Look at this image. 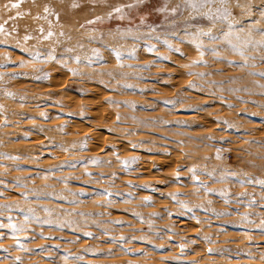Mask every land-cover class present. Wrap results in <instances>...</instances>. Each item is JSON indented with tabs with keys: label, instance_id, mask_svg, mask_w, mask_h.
I'll use <instances>...</instances> for the list:
<instances>
[{
	"label": "rangeland",
	"instance_id": "1",
	"mask_svg": "<svg viewBox=\"0 0 264 264\" xmlns=\"http://www.w3.org/2000/svg\"><path fill=\"white\" fill-rule=\"evenodd\" d=\"M181 3L0 0V264H264V0Z\"/></svg>",
	"mask_w": 264,
	"mask_h": 264
},
{
	"label": "snow or ice",
	"instance_id": "2",
	"mask_svg": "<svg viewBox=\"0 0 264 264\" xmlns=\"http://www.w3.org/2000/svg\"><path fill=\"white\" fill-rule=\"evenodd\" d=\"M144 0H136L137 4L143 3ZM219 4L221 5V7L217 8L215 13L212 12H207L204 13L203 15L211 22L215 23L216 20H220V21H228L229 16L231 15L227 5L230 3V0H182V3L180 5H177V7L175 9H172L173 12H176L178 10H184V9H188L191 8L192 10L199 12L200 9H203L205 7H207L208 5H215V4ZM13 7H18L17 4H13ZM76 6V5H74ZM134 5H126L125 7H133ZM47 11V9H45ZM115 11L117 13H120L123 11V7H117L115 8ZM159 11L164 12L167 11L166 7H161L159 9ZM262 15H264V12H262ZM91 23V21H90ZM233 28V25L231 23H229V31L223 33L224 37L227 39L228 37H231L233 35V32L231 31V29ZM2 30V29H0ZM204 35H209L211 36V38L213 40L218 39L217 36H213L211 33H203ZM260 34L262 36H264V30H260ZM51 35V34H49ZM238 40L241 39L239 36L236 37ZM229 45L231 46V48L234 51H239L241 55H244V52L241 50L240 45L237 44H232L231 40L228 41ZM165 43H167V41H165ZM243 43L245 45H251L252 47H262L264 48V40H260V41H255L253 39H251V37H249L247 40H244ZM151 50V49H150ZM213 51H216L215 49H213ZM119 53H117V57H119ZM54 58V57H53ZM77 60L79 58H76ZM264 75V74H262ZM260 184L264 185V181H259ZM0 227H3V225H0ZM14 227V226H13Z\"/></svg>",
	"mask_w": 264,
	"mask_h": 264
},
{
	"label": "bare ground",
	"instance_id": "3",
	"mask_svg": "<svg viewBox=\"0 0 264 264\" xmlns=\"http://www.w3.org/2000/svg\"><path fill=\"white\" fill-rule=\"evenodd\" d=\"M53 1H55V2H57V3H59V4H64V0H53Z\"/></svg>",
	"mask_w": 264,
	"mask_h": 264
}]
</instances>
